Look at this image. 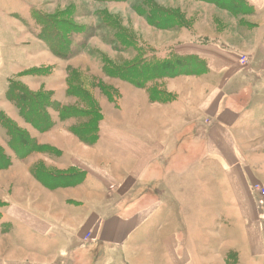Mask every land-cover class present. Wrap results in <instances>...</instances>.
<instances>
[{
	"label": "rangeland",
	"instance_id": "374dc122",
	"mask_svg": "<svg viewBox=\"0 0 264 264\" xmlns=\"http://www.w3.org/2000/svg\"><path fill=\"white\" fill-rule=\"evenodd\" d=\"M217 2L221 3L220 0ZM243 4L236 6L237 9L222 8L203 0H0V10H4L16 25L5 26L0 18V111H4L3 105L9 102L6 97L9 80H17L34 91L46 92L48 87L54 86L51 97L59 102L64 100V81L70 79L72 85H79L74 86L78 95H71L74 102L69 105L60 101L61 104L81 111L87 110L94 99L96 102L109 100L118 105L122 94L119 87L114 85L119 83L104 73L105 59L120 65L136 56H169L171 54L167 51L174 45L169 44L174 39L173 33L187 32L197 39L218 35L229 43L231 53L238 54L235 57L239 61L235 63L238 72L233 79L226 81L222 103L240 111L242 121L239 127L247 131L238 138L237 156L240 163L234 169L236 175L233 173L237 176V182L232 180L230 170L220 159L208 155L207 161L203 153L189 154V145L182 147L180 161L170 169L184 173L188 169L185 160L190 158V163L196 165V174L183 177L185 181L179 185L180 191L175 193V199L171 196L164 199L165 213L175 205V209L170 211L172 215L155 216L149 223L153 232H149L148 236L138 234L129 246L115 249L116 258L108 257L112 253L106 247L92 246L91 252H88V264H264V196L253 189V184L264 186V23L258 34L255 31L258 25L247 21L254 11ZM138 7L148 14L159 8L163 12L159 11L158 14L171 22L170 28L154 27ZM40 18L60 19L72 25L68 26V31L71 32L69 40L75 55L67 62L51 63L46 58L34 62L27 59V46L24 45L27 37V41L41 42V46L49 49L37 37L41 30ZM5 27L9 29L4 35ZM163 30L169 32H160ZM125 35L132 40L126 41ZM162 44L166 47L158 48ZM233 46L245 54L233 50ZM243 59L247 60L244 64ZM20 68L23 71L15 73ZM197 76L203 81L211 80L206 73ZM224 81L225 78H213L217 90ZM81 88L94 98L92 95L90 100L79 98L84 97ZM144 90H149V95L155 90L156 102L174 104L176 101V96L163 91L157 80L148 83ZM189 94L196 98L195 90ZM94 105V110L98 112L100 108L95 102ZM14 112L19 118L17 111ZM50 112L55 119H59L57 112L53 109ZM182 112L188 113L183 109ZM74 118L69 126L80 125L89 117ZM6 142L7 133L0 124V146L6 147ZM7 151L13 158L14 154L9 149ZM170 169L159 175L166 178L170 175ZM168 188L166 195L173 191L171 184ZM157 189L159 187L155 186L143 195L140 202L142 209L151 208L156 203L159 205L160 201L156 202L157 196L153 193ZM238 190L245 197L246 206L251 205L247 209L252 217L248 216ZM2 208L0 203V211ZM163 224L170 228L175 225L174 232H157L158 225ZM157 233L158 239H150L153 235L157 237ZM172 235L178 239V245L174 248L166 246L168 237ZM91 241L93 239L89 233L82 243L86 246ZM149 241L152 243L150 247ZM85 254L87 252L82 253Z\"/></svg>",
	"mask_w": 264,
	"mask_h": 264
},
{
	"label": "crops",
	"instance_id": "0c3cea01",
	"mask_svg": "<svg viewBox=\"0 0 264 264\" xmlns=\"http://www.w3.org/2000/svg\"><path fill=\"white\" fill-rule=\"evenodd\" d=\"M245 1L254 11L247 21L258 25L255 31L259 34L264 23V0ZM0 18L5 26H16L2 9ZM8 29H3L4 35ZM173 35L174 39L171 37L169 44L174 45L167 53L195 55L204 59L210 82L203 81L199 76L159 79L157 84L161 89L176 96L174 104H162L151 101L149 90L135 86L130 88L132 84L113 78L120 84L115 83L114 86L119 87L122 95L118 105L109 100L96 102L94 99L103 119L93 146L85 144L72 133L74 126L69 124L76 119L74 117L65 121L54 117L55 128L40 133L20 117L11 103L2 104V110L9 118L28 131L41 146L50 147L53 151L36 152L23 160L14 155L12 166L0 171V203L3 205L0 211V264H88V252L94 245L106 247L112 253L108 257L116 258L115 249L129 246L138 234L148 236L149 232H153L150 221L167 213L164 212V199L167 196L175 199V193L180 191L179 185L186 176H195L196 165L190 163V158L185 160L188 169L184 173L170 169L180 161L181 149L187 145L189 154L203 153L207 161L208 155L220 159L230 170L232 180L237 182L234 169L240 163L238 138L247 131L239 127L242 121L240 111L222 103L226 81L233 79L238 72L236 64L239 61L235 58L238 54L231 53L229 43L218 35L204 37L206 39H197L187 32ZM27 39L24 45L27 46L25 52L29 61L39 62L46 58L51 63L67 62L41 46V42ZM165 47L162 44L158 48ZM232 49L240 51L237 46ZM240 53L245 54L242 50ZM20 69L15 73L23 71ZM213 78H225L218 90ZM63 86L67 96L64 92V100L60 101L69 105L74 102V97L69 96L67 91L79 85H72L68 79ZM28 88L32 92H43ZM48 88L46 92L50 94L55 90L54 86ZM193 90L196 91V98L189 94ZM52 99L57 100L53 96ZM182 109L188 113H183ZM72 168L86 173L84 181L72 187L49 189L34 175L38 169L58 174ZM167 169H170V175L166 178L159 175ZM170 184L172 194L166 195ZM155 186L159 187L153 190L159 205L156 203L151 208L142 209L140 202L143 195ZM240 191V200L246 206V199ZM174 206H170L167 216L172 215L170 211L175 209ZM247 207L251 205L246 206V210L252 217ZM164 230L174 232L175 225L171 228L165 224L158 225L157 232ZM89 233L93 241L84 246L82 242ZM155 238L158 239V233L157 237L153 235L150 239L155 241ZM80 245L84 249L81 250ZM176 245V236H169L166 246L174 248ZM83 252L87 254L82 255Z\"/></svg>",
	"mask_w": 264,
	"mask_h": 264
},
{
	"label": "trees",
	"instance_id": "16d2710c",
	"mask_svg": "<svg viewBox=\"0 0 264 264\" xmlns=\"http://www.w3.org/2000/svg\"><path fill=\"white\" fill-rule=\"evenodd\" d=\"M98 2H125L127 0H94ZM210 1L222 8H233L240 6L243 2L252 9L245 0H203ZM244 5V4H243ZM237 8V7H236ZM235 8V9H236ZM238 9V8H237ZM141 14L147 18L150 24L159 29H168L171 22L166 21L160 14L159 8L145 13L142 7H138ZM253 10V9H252ZM163 12V11H161ZM41 30L37 37L46 43L50 51L59 59L68 60L75 54L70 44L71 32L68 26H72L68 21L54 18H40ZM126 41H130L131 37L124 36ZM125 41V43H126ZM160 58L152 54L151 57H135L129 62L116 64L105 59L103 70L110 78L120 79L128 82L139 89H145L147 84L162 78H176L178 76H197L208 72L207 63L204 59L195 56H183L176 53ZM74 87H70L67 91L69 96L78 95V91H74ZM106 91V88L103 87ZM155 91V90H154ZM150 93L152 102L158 101L156 92ZM84 97L82 100L92 99V97L81 88ZM107 92V91H106ZM108 93V92H107ZM6 97L9 102L18 110L20 117L30 124L40 133H47L55 128L56 120L50 112V109L58 112L60 121H65L73 117H89L87 121L71 128L72 133L82 142L89 146H93L97 141L98 126L103 116L100 110L97 112L94 102L91 100L89 109L85 111L77 110L62 105L60 102L52 99L51 94L47 92H32L27 86L22 85L17 80H9L6 90ZM0 124L5 128L7 133V147L14 155L20 159H26L36 152H52L53 149L41 146L31 134L21 129L4 111H0ZM13 164V158L6 152L3 146H0V171L10 168ZM37 180L49 189L60 186H77L84 181L86 173L80 169L72 168L66 172L58 174L45 173L42 170L34 172Z\"/></svg>",
	"mask_w": 264,
	"mask_h": 264
},
{
	"label": "built area",
	"instance_id": "2783aa9c",
	"mask_svg": "<svg viewBox=\"0 0 264 264\" xmlns=\"http://www.w3.org/2000/svg\"><path fill=\"white\" fill-rule=\"evenodd\" d=\"M247 60L246 59H243L242 60V64L246 63ZM253 189L259 193V195L261 196H264V187H262L261 185L257 184V185H254Z\"/></svg>",
	"mask_w": 264,
	"mask_h": 264
}]
</instances>
